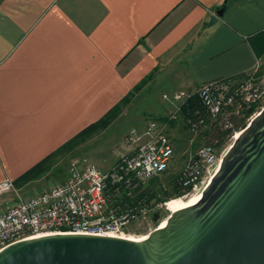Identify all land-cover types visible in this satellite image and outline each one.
Returning a JSON list of instances; mask_svg holds the SVG:
<instances>
[{"label": "crops", "instance_id": "1", "mask_svg": "<svg viewBox=\"0 0 264 264\" xmlns=\"http://www.w3.org/2000/svg\"><path fill=\"white\" fill-rule=\"evenodd\" d=\"M263 71L264 0H0V182L44 178L150 79L194 90Z\"/></svg>", "mask_w": 264, "mask_h": 264}, {"label": "built area", "instance_id": "2", "mask_svg": "<svg viewBox=\"0 0 264 264\" xmlns=\"http://www.w3.org/2000/svg\"><path fill=\"white\" fill-rule=\"evenodd\" d=\"M193 97L206 118L197 113L192 115L191 118L196 117L193 121L189 117L192 130L205 127L207 119L219 124L225 122L224 127L228 128L229 116H243L254 108L247 118L248 124L264 108V74L260 78L253 72L212 80L192 92L163 96L177 104V110ZM165 131V123L150 118L144 127L124 136L127 151L111 170L101 171L84 158L72 159L63 181L8 202L0 211V251L19 241L57 234L130 236L129 226L148 212L135 200V189L140 183L165 173L174 156V146ZM219 148L215 143H206L189 157L177 178L183 191L205 188L229 147L225 151ZM14 192L17 193L11 180L0 182V198ZM125 197L131 200L125 201ZM164 205L161 207L165 208Z\"/></svg>", "mask_w": 264, "mask_h": 264}, {"label": "water", "instance_id": "3", "mask_svg": "<svg viewBox=\"0 0 264 264\" xmlns=\"http://www.w3.org/2000/svg\"><path fill=\"white\" fill-rule=\"evenodd\" d=\"M225 10L226 2L217 16ZM0 264H264V108L238 132L200 197L146 238L43 236L1 250Z\"/></svg>", "mask_w": 264, "mask_h": 264}, {"label": "rangeland", "instance_id": "4", "mask_svg": "<svg viewBox=\"0 0 264 264\" xmlns=\"http://www.w3.org/2000/svg\"><path fill=\"white\" fill-rule=\"evenodd\" d=\"M251 73L253 72H248L247 74ZM255 74L257 78H260L264 74V71L261 73L255 72ZM152 80H148L143 86L132 92L127 102L122 104L116 111L115 119L106 128L97 129L91 136L80 140L71 151L57 157L53 170L55 171L58 168L56 170L57 172L59 170L60 174L58 180H53L52 172L54 171L48 172L43 175L44 178H38L27 188H20L21 185L14 184L17 191V193H14L18 194V196L10 193L7 196L1 197L0 200L14 202L25 193H34L55 182L63 181L65 179L64 174H66L68 165L72 159L84 158L101 171L106 172L111 170L120 156L127 151L123 144L124 136L129 131L139 130L144 127L150 118L161 119L164 120L166 125L165 133L171 139L174 146V156L169 169L165 173L147 182L140 183L138 188L135 189L134 195L137 196L135 200L140 201L141 207L147 209L148 212L144 216L138 217L128 228V233L132 237L147 236L170 215V211L161 206L171 200L185 199V197H189L197 192L192 190L183 191L178 184L177 178L187 166L189 157L199 147L208 142L212 127L215 126L212 120L207 119L205 127L192 130L188 122L196 118L191 117L194 113L199 114L198 111L190 113V120H188L181 114L180 110H177V104H172L163 98L164 95L172 96L179 91L192 92L196 89L181 90L172 85L168 86L166 83L161 84L159 80ZM199 115L206 118L204 111ZM217 123L219 124V122ZM235 133L220 146L219 149L221 151H225L232 144L236 135ZM124 200L129 201L131 198L125 197ZM0 203L4 206L3 202ZM155 213L159 214V217L154 222L153 214Z\"/></svg>", "mask_w": 264, "mask_h": 264}, {"label": "trees", "instance_id": "5", "mask_svg": "<svg viewBox=\"0 0 264 264\" xmlns=\"http://www.w3.org/2000/svg\"><path fill=\"white\" fill-rule=\"evenodd\" d=\"M132 94L129 93L127 94V96H125L115 107H113L99 122H97L96 124L86 128L85 130H83L82 132H80L76 138H74L71 141H68L66 144H64L61 148H59L54 154L53 156H57L59 154H64L67 153L69 151H71L75 146H77L78 142L82 139H84L85 137L87 138L88 136H91L93 134V132L97 131V129H103L106 128L116 117L117 114V110L119 109V107L122 104H125L129 98V96ZM198 101L197 98L193 97L191 99L188 100L187 103H185L181 108V114L184 115L185 118H189L190 113H192L193 111H198V113L202 114L203 108L201 109L198 105ZM254 110V108L251 110V112ZM247 113L246 115L243 116H229L227 118V123L230 125V127L225 128V122L218 124L217 122H214V127H212V130L210 132V137L207 143L209 144H213L215 143V145L217 147L222 146L227 140H229L231 138V136L235 133V132H239L240 130H242L244 127H246L247 125V118L250 116V113ZM160 122L164 123V120L159 119ZM48 161V158L47 160ZM45 161V162H46ZM42 164H40L39 166H41ZM39 166H37L36 168H38ZM31 170L32 172L34 170ZM32 172H29L28 175H30ZM34 173V172H33ZM26 177V176H25Z\"/></svg>", "mask_w": 264, "mask_h": 264}, {"label": "bare ground", "instance_id": "6", "mask_svg": "<svg viewBox=\"0 0 264 264\" xmlns=\"http://www.w3.org/2000/svg\"><path fill=\"white\" fill-rule=\"evenodd\" d=\"M238 136V133H236L234 139ZM201 195V190L197 191L196 193H193L191 196L189 197H185V199H176V200H171L170 202H167L164 206L167 210L170 211V214L176 212L178 210L179 207L188 204L194 200H196L197 198H199ZM188 200V201H187ZM186 201V202H185ZM166 223V219L163 220L160 225L158 226L159 228H162ZM146 238V236L143 237H132V236H128L127 239L130 240H134V241H139Z\"/></svg>", "mask_w": 264, "mask_h": 264}, {"label": "flooded vegetation", "instance_id": "7", "mask_svg": "<svg viewBox=\"0 0 264 264\" xmlns=\"http://www.w3.org/2000/svg\"><path fill=\"white\" fill-rule=\"evenodd\" d=\"M159 215V214H158Z\"/></svg>", "mask_w": 264, "mask_h": 264}]
</instances>
